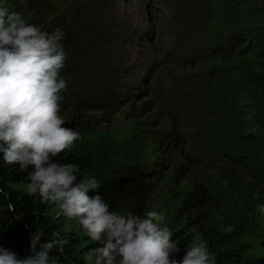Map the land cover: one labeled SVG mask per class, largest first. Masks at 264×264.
I'll return each instance as SVG.
<instances>
[{"label": "rangeland", "instance_id": "1", "mask_svg": "<svg viewBox=\"0 0 264 264\" xmlns=\"http://www.w3.org/2000/svg\"><path fill=\"white\" fill-rule=\"evenodd\" d=\"M248 1L256 13L264 15V0ZM0 3L42 31H63L61 43L67 59L61 75L67 88L59 114L66 121L62 127L80 133L68 151L91 163L93 172L88 176L100 181V189L113 185L121 189L132 173L144 186V192L132 196L124 192L107 196L105 201L112 210L136 215L154 210L173 233L182 231L189 239L202 234L214 259H234L239 254L241 263H248L264 258V214L260 210L264 205V176L258 174V167H264V152L257 160H252V154L242 157L241 164L225 161L224 156L213 167L197 165L191 158L197 153L193 139L202 124L195 94L184 81L190 85L204 83L212 73L215 79L221 69L245 72L259 85V89H250V114L245 123L251 134L264 129V56L243 36L235 40L234 49L212 53L224 34L247 29L252 35L241 16L244 5L239 0ZM194 12H201L205 22L200 39L201 46H211L209 58L153 69V61L162 52L153 47V40L147 41V34L167 46L169 38L161 33L162 24L168 20L179 24L183 16ZM254 26L261 28L264 38V19L253 21ZM167 111H171L170 116ZM183 112L189 114L188 126ZM171 138L174 147L170 146ZM43 204L50 223L57 227L55 233L68 240L64 248L76 264H84L83 255L92 242L82 235L77 221L56 217L57 206Z\"/></svg>", "mask_w": 264, "mask_h": 264}, {"label": "clouds", "instance_id": "2", "mask_svg": "<svg viewBox=\"0 0 264 264\" xmlns=\"http://www.w3.org/2000/svg\"><path fill=\"white\" fill-rule=\"evenodd\" d=\"M63 39L61 29L42 31L0 3V158L4 164L18 165L21 172L31 166L27 193L56 205V217L77 221L82 235L99 244L83 255L84 264H215L202 234L192 236L177 260L178 241L171 239L173 231L159 213L112 210L98 194L99 180L87 176L78 181L76 164L54 160L80 138L78 131L62 127L66 121L59 114L67 88L61 75L67 59ZM193 149L194 163L203 165L204 154L196 145ZM90 192L97 194L90 196ZM8 210L15 212L14 205L8 204ZM260 210L264 214V205ZM43 236L32 233L30 254L24 258L0 247V264H58L51 253L62 252L68 240L53 233L41 243Z\"/></svg>", "mask_w": 264, "mask_h": 264}, {"label": "trees", "instance_id": "3", "mask_svg": "<svg viewBox=\"0 0 264 264\" xmlns=\"http://www.w3.org/2000/svg\"><path fill=\"white\" fill-rule=\"evenodd\" d=\"M239 4L244 5L241 16L245 26L251 28L252 35L247 33V29L241 33L243 37L247 38L251 48L264 56V38L260 33L261 28L252 27V22L263 20L264 15L256 13L251 7L252 3L248 0H239ZM235 8H240V6H235ZM236 74L240 78H244L240 79ZM215 76L214 79V73H212L204 79V83L198 82L195 85H189V89L195 94L194 102L199 105L197 116L202 126L193 140L197 149L205 156L206 161L203 165L213 167L214 164H217L216 161L224 158V156H226L225 161L239 164H241L242 157L249 158L248 154H252V160L259 159L260 154L264 152V129L251 134L249 126L245 123V118L250 114L248 105L249 99H251L250 94H252L250 89H259L258 83L248 79L251 78L249 75H245V72L242 73L235 68L221 69L219 74ZM166 113L170 116L171 111ZM190 113L193 114L192 111ZM211 116L215 118L212 119ZM182 117L188 126V112H183ZM164 138V140L167 139ZM177 138L180 140L179 137ZM54 160L61 164H76L80 169L77 174L78 181L93 172L91 163L84 156L74 151L65 150V152L58 154ZM31 171L32 167L29 166L28 169L21 172L18 165H6L0 158V189L3 190L0 193V247L11 250L19 258H24L30 254V236L32 233L42 232L44 236L40 242L44 243L57 231V227L50 223L46 206L37 196H30L26 191L25 185L30 182L27 177ZM258 174L264 176L262 165L258 167ZM125 181L127 183L121 189L116 185H113V188H99V194L105 200L107 196L110 197L116 192H124L129 196L144 192V186L138 184V177L135 173H132ZM132 181L135 182L134 185L131 184ZM95 194L89 193L90 196ZM10 203L14 205L15 212L8 210ZM19 213H23L22 217L15 218ZM171 239L178 241L180 251L175 254L174 258L179 260L184 255L191 239L186 237L182 231L173 233ZM98 246V243L88 244L87 249L90 251ZM51 255L56 257L58 264H76L72 255L65 248L62 252L53 250ZM240 260V255L235 254L234 259L224 260L223 257H217L215 264H231V262L236 264H264V258H258L248 263H241Z\"/></svg>", "mask_w": 264, "mask_h": 264}, {"label": "bare ground", "instance_id": "4", "mask_svg": "<svg viewBox=\"0 0 264 264\" xmlns=\"http://www.w3.org/2000/svg\"><path fill=\"white\" fill-rule=\"evenodd\" d=\"M137 4H134V5H132V6H136Z\"/></svg>", "mask_w": 264, "mask_h": 264}]
</instances>
